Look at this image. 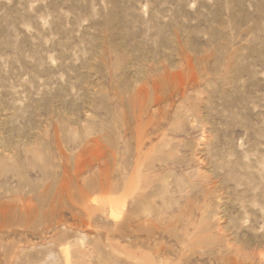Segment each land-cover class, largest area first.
<instances>
[{"label":"rangeland","instance_id":"374dc122","mask_svg":"<svg viewBox=\"0 0 264 264\" xmlns=\"http://www.w3.org/2000/svg\"><path fill=\"white\" fill-rule=\"evenodd\" d=\"M0 264H264V0H0Z\"/></svg>","mask_w":264,"mask_h":264}]
</instances>
